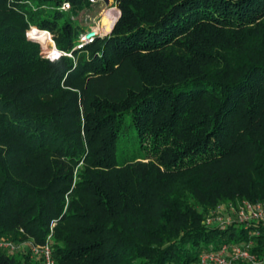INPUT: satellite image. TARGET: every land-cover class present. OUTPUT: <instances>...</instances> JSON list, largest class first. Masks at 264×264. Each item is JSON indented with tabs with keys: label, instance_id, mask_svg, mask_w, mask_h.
Here are the masks:
<instances>
[{
	"label": "trees",
	"instance_id": "16d2710c",
	"mask_svg": "<svg viewBox=\"0 0 264 264\" xmlns=\"http://www.w3.org/2000/svg\"><path fill=\"white\" fill-rule=\"evenodd\" d=\"M114 1L76 48L88 0H0V240L48 241L56 264H188L247 238L262 254L260 225L203 219L264 200V0ZM37 30L70 55L43 57Z\"/></svg>",
	"mask_w": 264,
	"mask_h": 264
},
{
	"label": "built area",
	"instance_id": "2783aa9c",
	"mask_svg": "<svg viewBox=\"0 0 264 264\" xmlns=\"http://www.w3.org/2000/svg\"><path fill=\"white\" fill-rule=\"evenodd\" d=\"M89 1L94 4H106L105 0ZM69 8L70 3L68 1H63L61 3V10H68ZM108 10L109 9L105 11H107L108 13ZM114 13L117 17L116 12ZM115 20L113 21L112 25L114 24ZM103 32L104 28L102 24L99 21L94 22V24L89 25L83 32L80 33L79 43L76 45V48L93 42L96 37L103 36ZM41 53L50 61L56 60L61 55H70V53H65L58 49L52 56L47 54V52L43 53L41 51ZM203 223L207 226H217L220 228H225L231 225H241L244 228H247L254 224H258L264 228V203L259 201L251 202L249 200H242L237 206H234L232 204L224 206L221 205L212 210L204 218ZM22 243L27 244L26 242ZM250 245V242L246 244L223 243L217 249L203 251L199 254L195 262L188 264H240L242 262L257 264V262H255V258L256 256H260L261 254L258 255L257 253L252 252L251 249H249ZM2 246L8 250H13L15 248V243L11 240L3 239L0 240V247ZM27 246L29 248L31 256L39 259L41 264H56L53 257L52 248L48 241L43 244L29 243L27 244ZM261 260L262 262H264V251L262 253Z\"/></svg>",
	"mask_w": 264,
	"mask_h": 264
},
{
	"label": "rangeland",
	"instance_id": "374dc122",
	"mask_svg": "<svg viewBox=\"0 0 264 264\" xmlns=\"http://www.w3.org/2000/svg\"><path fill=\"white\" fill-rule=\"evenodd\" d=\"M89 3H90V7L87 8V9H85V10H83L82 13L79 14V16H76L74 18V21H76L83 29L87 28L89 25L94 24V22H98L99 21L102 24L103 28H104V32H103L104 35L102 34L103 36H101V37H104L105 35H107L111 31V29L113 27L112 26V23H113V21L115 20V17H116V15H115L114 12H116V14L118 15L117 18L120 15V9L117 6V2H115L114 0H108V2L106 4H99V3L94 4V3H91L90 1H89ZM107 9H109L108 10L109 11L108 13H107V11H105ZM117 18H116V20H117ZM39 33H46V34H48L50 36V41H51L50 43L51 44L48 45V46L47 45H44L37 38V35ZM31 37L32 38H29L28 37V39L31 42L37 43L40 46L41 51L43 53L47 52V54H48V52H49L51 56L56 53L57 49H56L55 43H54V41L52 39V35L50 34V32L37 30V31H34V33L32 34ZM242 200H247V199H239V198H236L235 200H223V201H219L213 207L209 208V210L205 213L204 218L212 210H214L218 206H221V205L224 206V205H228V204H232L234 206L235 205L237 206ZM260 202L264 203V200L263 201H260ZM248 242H250V244H251L249 246V249H251L252 247L257 246L256 243L253 240H249L248 238L246 240H243L242 242H239V244H246ZM14 243H15V248L13 250H8V249L4 248L3 246L0 247V248L1 249H4L8 254H13V255H17V256L20 255V254H22V253H25V252H27L29 250L27 244H25V243H22V242H14ZM261 256H262V254L260 256H256L255 262H257V264H264V262H262V260H261ZM30 257L33 260H36L37 259V258H35L33 256H30ZM243 263L244 264H250V263H247V262H242L240 264H243Z\"/></svg>",
	"mask_w": 264,
	"mask_h": 264
},
{
	"label": "bare ground",
	"instance_id": "6f19581e",
	"mask_svg": "<svg viewBox=\"0 0 264 264\" xmlns=\"http://www.w3.org/2000/svg\"><path fill=\"white\" fill-rule=\"evenodd\" d=\"M47 37L49 38V35H47ZM48 54L50 55V53L48 52ZM51 56V55H50Z\"/></svg>",
	"mask_w": 264,
	"mask_h": 264
},
{
	"label": "water",
	"instance_id": "95a60500",
	"mask_svg": "<svg viewBox=\"0 0 264 264\" xmlns=\"http://www.w3.org/2000/svg\"><path fill=\"white\" fill-rule=\"evenodd\" d=\"M105 2L107 3V2H108V0H105Z\"/></svg>",
	"mask_w": 264,
	"mask_h": 264
},
{
	"label": "crops",
	"instance_id": "0c3cea01",
	"mask_svg": "<svg viewBox=\"0 0 264 264\" xmlns=\"http://www.w3.org/2000/svg\"><path fill=\"white\" fill-rule=\"evenodd\" d=\"M118 16V15H117ZM117 18V17H116ZM113 26V25H112Z\"/></svg>",
	"mask_w": 264,
	"mask_h": 264
}]
</instances>
